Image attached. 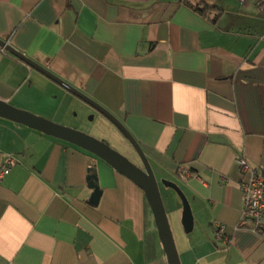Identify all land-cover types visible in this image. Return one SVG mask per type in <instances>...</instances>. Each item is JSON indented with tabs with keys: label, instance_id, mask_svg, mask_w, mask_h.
Returning <instances> with one entry per match:
<instances>
[{
	"label": "crops",
	"instance_id": "obj_1",
	"mask_svg": "<svg viewBox=\"0 0 264 264\" xmlns=\"http://www.w3.org/2000/svg\"><path fill=\"white\" fill-rule=\"evenodd\" d=\"M0 38L109 109L159 182H178L194 216L182 263L264 264V230L238 226V157L264 172L257 0H0ZM72 94L0 47V99L51 120ZM9 154L0 264H168L144 191L107 162L0 117V169Z\"/></svg>",
	"mask_w": 264,
	"mask_h": 264
},
{
	"label": "water",
	"instance_id": "obj_2",
	"mask_svg": "<svg viewBox=\"0 0 264 264\" xmlns=\"http://www.w3.org/2000/svg\"><path fill=\"white\" fill-rule=\"evenodd\" d=\"M0 47L25 61L31 67L37 69L105 115L131 142L141 159L142 167L138 164H135L127 156L113 149L108 143L101 139H98L75 128L59 124L43 116L19 109L2 99H0V117L24 124L47 135L76 145L104 160L117 172L134 181L144 191L145 197L151 207L158 230L159 239L166 253L168 264H182L163 201L160 182L157 179L150 161L144 153L142 147L130 133V131L125 127V125L114 114L99 106L85 93L81 92L71 84L52 73L45 66L37 63L30 57L18 51L15 47L10 45L2 38H0ZM87 181L89 188L93 190L89 202L92 205H98L102 191L98 183L97 174L94 173L89 175L87 177ZM161 183L166 187L173 189L180 197L183 206L181 222L185 232L190 233L194 228V216L186 194L183 192L181 187L173 181L162 179Z\"/></svg>",
	"mask_w": 264,
	"mask_h": 264
},
{
	"label": "rangeland",
	"instance_id": "obj_3",
	"mask_svg": "<svg viewBox=\"0 0 264 264\" xmlns=\"http://www.w3.org/2000/svg\"><path fill=\"white\" fill-rule=\"evenodd\" d=\"M54 97L56 98L57 95H54ZM91 99L94 102H96L99 106L104 108L105 110L111 112L109 109L101 105L99 102H97L93 98ZM46 105L48 107H51L50 102L49 104H46ZM51 120L59 124L85 132L98 139H101L105 141L106 143H108L113 149L127 156L135 164L142 163L135 148L133 147L131 142L123 135V133L99 110H97L92 105L83 101L81 98L77 96H70L68 99H64V102H62V107L59 111V115H57L56 119H51ZM160 189H161L163 201L166 207L169 222L172 228L173 236L176 242V246H177V249L180 255V259H181V262H183V258H184L182 257L183 241L179 234V229H181L184 236H187V235L189 236L192 234V232L189 234L184 231L182 222L180 220L179 212L175 213L172 209L175 206L174 205L175 201L177 200L182 205V201L180 197L177 195V193L173 189L168 188L165 185H163L161 181H160ZM182 210H183V206H182L181 212ZM182 264H186V263H182Z\"/></svg>",
	"mask_w": 264,
	"mask_h": 264
},
{
	"label": "built area",
	"instance_id": "obj_4",
	"mask_svg": "<svg viewBox=\"0 0 264 264\" xmlns=\"http://www.w3.org/2000/svg\"><path fill=\"white\" fill-rule=\"evenodd\" d=\"M244 1V0H240ZM259 9H264V0H257ZM5 50L4 48H2ZM18 163L15 155H7L0 169V178L8 174L11 168ZM241 172L245 177L240 182L243 192L244 206L238 222L239 227L248 228L256 232L264 230V172L253 167L243 156L238 157ZM187 172H181L179 176L184 178ZM216 239L227 240L223 225H216Z\"/></svg>",
	"mask_w": 264,
	"mask_h": 264
},
{
	"label": "trees",
	"instance_id": "obj_5",
	"mask_svg": "<svg viewBox=\"0 0 264 264\" xmlns=\"http://www.w3.org/2000/svg\"><path fill=\"white\" fill-rule=\"evenodd\" d=\"M205 9V8H204ZM204 9H202V8H198V10H200V11H204ZM93 174V172L92 171H90V173H89V175H92Z\"/></svg>",
	"mask_w": 264,
	"mask_h": 264
},
{
	"label": "flooded vegetation",
	"instance_id": "obj_6",
	"mask_svg": "<svg viewBox=\"0 0 264 264\" xmlns=\"http://www.w3.org/2000/svg\"><path fill=\"white\" fill-rule=\"evenodd\" d=\"M138 165H140L142 167V163L141 164H138Z\"/></svg>",
	"mask_w": 264,
	"mask_h": 264
}]
</instances>
